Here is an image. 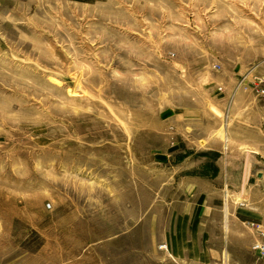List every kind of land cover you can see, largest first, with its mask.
<instances>
[{
  "label": "rangeland",
  "instance_id": "rangeland-1",
  "mask_svg": "<svg viewBox=\"0 0 264 264\" xmlns=\"http://www.w3.org/2000/svg\"><path fill=\"white\" fill-rule=\"evenodd\" d=\"M261 86L264 0H0V264H264L263 157L212 188L211 261L175 215Z\"/></svg>",
  "mask_w": 264,
  "mask_h": 264
},
{
  "label": "crops",
  "instance_id": "crops-1",
  "mask_svg": "<svg viewBox=\"0 0 264 264\" xmlns=\"http://www.w3.org/2000/svg\"><path fill=\"white\" fill-rule=\"evenodd\" d=\"M218 90H222V87ZM243 107H245V110L243 109L244 113L241 114L240 122L242 133L238 137L239 139H236V145L233 144L235 138L229 131V117H227V122L224 121L223 123L220 119L215 122L213 127L207 126L204 135L207 134V138L211 139L212 133H218V128L223 123L225 125L224 131L222 134L220 133L226 139V141L222 140L223 146L228 142V151L232 152L236 147H241V153L245 155L246 162L241 165L229 161L220 163L222 150L207 148L201 152L202 155L208 157L200 169L203 173L184 178L183 186L187 192L184 193L181 199L180 210L175 213L179 224V242L183 246L182 251L177 254L180 259L209 262L218 254L215 248L206 247L209 238L205 237V235H209L205 230V222L212 211V188H216V181L220 176H224L225 186H231L232 188L244 186L246 172L255 167L251 163L253 156L258 155L264 158V100L258 103L246 104ZM194 118L191 117L183 122L185 130L194 128L193 126L197 123V118ZM250 132L256 134V137L250 135ZM185 154L188 156V152H185ZM236 171L240 172L238 176H236ZM231 220L234 221L233 218Z\"/></svg>",
  "mask_w": 264,
  "mask_h": 264
},
{
  "label": "built area",
  "instance_id": "built-area-1",
  "mask_svg": "<svg viewBox=\"0 0 264 264\" xmlns=\"http://www.w3.org/2000/svg\"><path fill=\"white\" fill-rule=\"evenodd\" d=\"M258 95L264 98V86L256 89ZM166 245H161L164 248ZM251 250L258 256L264 258V229L259 230L257 236L251 243Z\"/></svg>",
  "mask_w": 264,
  "mask_h": 264
},
{
  "label": "water",
  "instance_id": "water-1",
  "mask_svg": "<svg viewBox=\"0 0 264 264\" xmlns=\"http://www.w3.org/2000/svg\"><path fill=\"white\" fill-rule=\"evenodd\" d=\"M258 177H260L261 176V174L260 173H258V175H257Z\"/></svg>",
  "mask_w": 264,
  "mask_h": 264
}]
</instances>
